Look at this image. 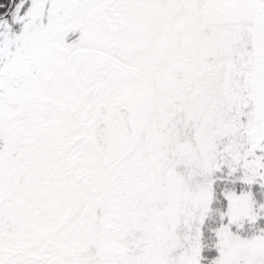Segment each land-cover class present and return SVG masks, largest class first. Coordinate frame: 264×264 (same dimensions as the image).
<instances>
[{
    "label": "snow or ice",
    "instance_id": "1",
    "mask_svg": "<svg viewBox=\"0 0 264 264\" xmlns=\"http://www.w3.org/2000/svg\"><path fill=\"white\" fill-rule=\"evenodd\" d=\"M0 264H264V0H0Z\"/></svg>",
    "mask_w": 264,
    "mask_h": 264
}]
</instances>
